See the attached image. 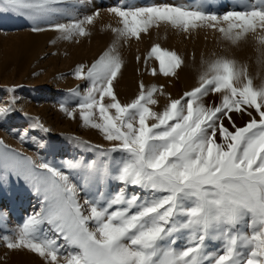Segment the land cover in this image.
<instances>
[{
	"label": "snow or ice",
	"instance_id": "snow-or-ice-1",
	"mask_svg": "<svg viewBox=\"0 0 264 264\" xmlns=\"http://www.w3.org/2000/svg\"><path fill=\"white\" fill-rule=\"evenodd\" d=\"M84 3L0 0V12L26 18L33 32L56 31L79 43L101 16L100 9L76 15L75 5ZM238 7L219 14L194 0L107 8L118 21L114 40L91 64L74 67L73 78L87 87L69 90L78 98L74 107H59L70 119L78 113L109 147L71 137L99 159L56 166L0 140V188L15 174L39 202L10 234H0V244L36 254L44 264H264V83L254 84L246 64L218 56L202 59L197 86L179 98L143 81L128 103L115 90L125 67L119 47L161 25L189 35L210 29L233 47L251 39L264 68V0H240ZM152 59L158 68L149 74L166 78L177 77L185 63L160 44L144 56L146 68ZM16 90L7 89L12 95L0 106V119L17 111ZM210 94H219L220 103L206 104ZM158 96L167 99L162 110ZM233 114L248 120L238 126ZM33 127L49 131L38 119Z\"/></svg>",
	"mask_w": 264,
	"mask_h": 264
},
{
	"label": "rangeland",
	"instance_id": "rangeland-1",
	"mask_svg": "<svg viewBox=\"0 0 264 264\" xmlns=\"http://www.w3.org/2000/svg\"><path fill=\"white\" fill-rule=\"evenodd\" d=\"M117 3L137 7L153 3L187 5L194 3V0H85L83 5H75L76 15L82 17L100 9L101 16L90 27L91 35L80 38L79 43L60 39L56 31L33 32L31 22L26 18L7 11L0 12V106L7 104L12 95L7 89L13 86L17 89L14 94L17 97V111L0 119V140L6 145L34 160L45 159L56 166H61L65 159H99L96 153L84 150L71 137H78L92 145L109 147L98 130L83 125L78 113L75 119H70L59 105L67 103L70 108L74 107L78 98L72 97L69 90L79 86L83 92L87 87V82L73 78L71 73L74 67L80 63L91 64L112 44L114 34L111 28L117 27L118 21L106 9ZM239 3L240 0H205L206 10L219 14L241 10ZM58 22L67 20L59 17ZM41 26L48 27L47 24ZM154 44L175 50L184 58V66L177 77L149 74L150 68H158V62L152 59L146 68L143 58ZM119 51L125 67L115 90L122 103L135 98L140 81L146 86L153 83L163 85L172 98H179L185 91L197 86L202 59L218 56L246 64L254 84L259 86L264 83V68L257 63L259 53L255 42L249 39L247 43L233 47L221 41L220 34L210 29H197L189 35L171 26L161 25L151 28L148 34H142L140 41L122 44ZM137 55L141 57L140 63L136 61ZM157 98V110H162L167 99ZM220 100L219 94L205 97L206 104H218ZM233 115L238 126H243L248 120L247 115ZM34 119H38L49 131L45 133L34 128ZM225 124L230 127L227 120ZM21 135H25L23 141ZM119 155L114 154L117 158ZM118 187L113 183L110 190L115 191ZM38 208V199L30 186L12 174L9 183L0 188V234L5 231L10 234ZM0 264H44V261L26 250L9 251L0 244Z\"/></svg>",
	"mask_w": 264,
	"mask_h": 264
}]
</instances>
